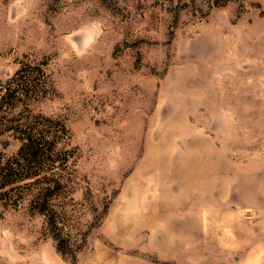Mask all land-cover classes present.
<instances>
[{
  "label": "rangeland",
  "instance_id": "obj_1",
  "mask_svg": "<svg viewBox=\"0 0 264 264\" xmlns=\"http://www.w3.org/2000/svg\"><path fill=\"white\" fill-rule=\"evenodd\" d=\"M0 264H264V0H0Z\"/></svg>",
  "mask_w": 264,
  "mask_h": 264
}]
</instances>
